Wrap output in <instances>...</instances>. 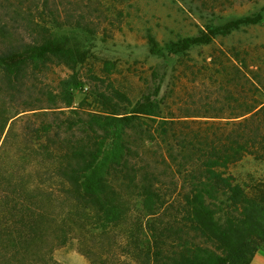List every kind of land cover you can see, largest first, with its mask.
Wrapping results in <instances>:
<instances>
[{"label": "trees", "instance_id": "obj_1", "mask_svg": "<svg viewBox=\"0 0 264 264\" xmlns=\"http://www.w3.org/2000/svg\"><path fill=\"white\" fill-rule=\"evenodd\" d=\"M261 18L229 20L168 44L186 54ZM18 29L0 23V264H61L54 249L74 236L93 264H251L264 244V182L246 188L228 167L247 153L264 156V106L256 102L225 123L205 125L166 116L159 88L154 99L133 104L111 87L97 93L98 111L74 108L72 98L69 112L56 103L18 107L16 95L52 65L76 72L87 62L83 39L96 34L82 20L30 21L27 37ZM148 36L152 53L161 54ZM68 86L60 92L72 97ZM20 137L26 155L40 158L28 169L21 168L27 157L19 153ZM147 142L160 153L154 150V170L142 172L139 148ZM45 152L53 157L44 170ZM39 175L62 189L47 187ZM60 195L71 202L68 211Z\"/></svg>", "mask_w": 264, "mask_h": 264}, {"label": "rangeland", "instance_id": "obj_2", "mask_svg": "<svg viewBox=\"0 0 264 264\" xmlns=\"http://www.w3.org/2000/svg\"><path fill=\"white\" fill-rule=\"evenodd\" d=\"M3 2L0 0V23L10 28L18 27L17 36H28L23 29L30 21L67 26L82 20L96 33L94 36L85 35L83 39L90 47L87 62L79 65L76 72L64 65H52L28 82L30 89L16 95L14 103L18 107H50L56 103L69 112L66 100L72 98V107L98 111L102 105L97 93H107L111 87L124 92L133 104L148 95L154 99L159 88L158 99L166 116L196 120L205 125L225 123L256 102L264 106V0ZM245 17L262 18L231 34L218 35L210 44L195 45L186 54H177L169 47L170 40L198 35L202 29ZM149 33L163 49L161 54L152 53ZM232 63L242 67L241 71L236 73ZM64 84L69 85L72 97L61 94ZM145 121L154 128V121L149 118ZM17 143L22 148L19 153L27 157L21 168L33 167L36 159H40L39 155H26L23 149L28 143L24 137H20ZM154 150H157L155 154L160 153L152 142L139 148L142 158L137 162L143 167L142 172L154 170L152 164L158 159L154 158ZM42 155L43 162L39 161V165L45 170L53 155L48 157V152ZM228 172L244 187L253 189L264 182V156L247 153L231 163ZM39 177L47 187L62 189L59 182L47 175ZM125 198L134 202L131 195ZM63 201L61 210L68 211L72 204L67 198ZM79 241L74 236L68 243L57 246L55 258L61 264H93L80 251ZM251 264H264V244L259 246Z\"/></svg>", "mask_w": 264, "mask_h": 264}]
</instances>
